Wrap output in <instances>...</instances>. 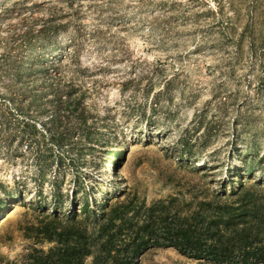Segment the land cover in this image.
<instances>
[{"label":"rangeland","instance_id":"374dc122","mask_svg":"<svg viewBox=\"0 0 264 264\" xmlns=\"http://www.w3.org/2000/svg\"><path fill=\"white\" fill-rule=\"evenodd\" d=\"M55 24L4 56L11 32ZM43 44L84 93L90 140H43L51 114L28 105ZM232 181L264 189V0H0V264L45 250L34 227L83 219L85 199L189 215ZM136 264L208 263L153 247Z\"/></svg>","mask_w":264,"mask_h":264},{"label":"trees","instance_id":"16d2710c","mask_svg":"<svg viewBox=\"0 0 264 264\" xmlns=\"http://www.w3.org/2000/svg\"><path fill=\"white\" fill-rule=\"evenodd\" d=\"M56 27L59 24L11 32L4 56L14 50L31 49L28 43L32 38L46 39L47 29L54 32ZM35 51L32 60L38 65L31 73L40 79L35 83L39 90L28 105L37 115L46 111L51 114L48 128L45 126L48 135L43 140L57 146L74 142V134L79 140H90L84 93L63 82L60 73L47 66L59 60V50L43 44ZM18 71L23 69L20 67ZM42 96H46L43 102ZM34 133L36 130L32 128L22 137L34 139ZM45 150L47 146L40 148L42 156ZM232 171L228 174L231 180L237 174L236 169ZM232 183L239 186H232L228 198L215 195L199 202L189 215L173 211V200L149 206L142 202L137 207L134 198L124 205L112 206L106 197L100 206L95 204L90 210L85 199L81 205L83 219L77 220L72 210L62 225L52 214L47 224L34 227L36 237L47 248H31L21 264H136L138 257L153 247H171L182 256L208 264H264V189L246 190L243 182Z\"/></svg>","mask_w":264,"mask_h":264}]
</instances>
